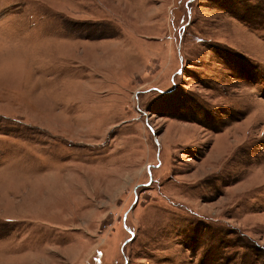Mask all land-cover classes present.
<instances>
[{"label": "rangeland", "instance_id": "374dc122", "mask_svg": "<svg viewBox=\"0 0 264 264\" xmlns=\"http://www.w3.org/2000/svg\"><path fill=\"white\" fill-rule=\"evenodd\" d=\"M0 264H264V0H0Z\"/></svg>", "mask_w": 264, "mask_h": 264}]
</instances>
